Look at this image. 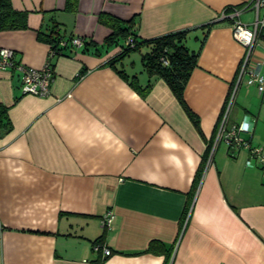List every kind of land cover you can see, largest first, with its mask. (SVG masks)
<instances>
[{
	"label": "crops",
	"instance_id": "0c3cea01",
	"mask_svg": "<svg viewBox=\"0 0 264 264\" xmlns=\"http://www.w3.org/2000/svg\"><path fill=\"white\" fill-rule=\"evenodd\" d=\"M253 1L78 0L67 10V0H11L28 26L0 31V49L25 65H45L50 46L37 33L55 23L65 38L90 43L52 58L44 96L24 93L19 72L0 69L11 123L0 128V264H264V169L250 150L264 153V96L246 83L249 73L238 84L245 48L231 21H218L236 6L253 24ZM101 14L133 20L146 39L190 31L189 48L200 53L184 98L198 126L164 80L143 95L117 69L142 86L145 70L127 55L108 62L122 40L105 42ZM251 59L264 76V31ZM246 119L249 147L219 135ZM108 211L114 221L104 227ZM100 235L109 256L94 249ZM151 242L159 253L147 251Z\"/></svg>",
	"mask_w": 264,
	"mask_h": 264
},
{
	"label": "trees",
	"instance_id": "16d2710c",
	"mask_svg": "<svg viewBox=\"0 0 264 264\" xmlns=\"http://www.w3.org/2000/svg\"><path fill=\"white\" fill-rule=\"evenodd\" d=\"M77 2L78 0H67V10H75ZM233 8H236V6H227L224 11H230ZM99 21L110 29V33L105 39L107 44H113L122 40L120 51L111 57L108 62L115 66V63L121 61L126 55L133 51H138L141 54L142 66L149 76V81L145 86H142L138 83L136 77H130L122 68L117 69L119 74L129 81L135 90L143 95L156 79L164 80L178 98L185 111L194 120L195 125L198 126V119L184 98L185 86L191 72L197 66L200 53V48L190 49L186 45L187 36L190 31H174L146 39L138 37L132 30L133 20L125 21L114 16L101 14ZM27 26V12L14 9L11 0H0V31L19 30ZM208 28L209 26L206 27L207 30ZM206 33L202 39V43L205 40ZM37 36L39 40L47 43L50 49L55 50L57 55L66 54V51L72 48L69 45L60 47L59 43L62 39H65V36L60 33L56 23L47 32L38 31ZM66 39H70V37ZM129 39L131 41L127 43ZM89 43L90 41L85 39L84 46ZM10 127L11 123L6 109L0 105V128L7 130ZM201 170L202 166L199 167L198 171L201 172ZM102 241L103 235H100L93 243L101 244ZM147 251L159 253L156 250V242H151ZM166 256H169V252H167Z\"/></svg>",
	"mask_w": 264,
	"mask_h": 264
},
{
	"label": "built area",
	"instance_id": "2783aa9c",
	"mask_svg": "<svg viewBox=\"0 0 264 264\" xmlns=\"http://www.w3.org/2000/svg\"><path fill=\"white\" fill-rule=\"evenodd\" d=\"M251 6L257 11L256 19L253 24L248 25L241 22L238 18L241 13V9L233 8L230 11H222L218 20L228 19L232 23V34L235 40L245 48V55L243 59V65L239 74L238 84L243 78L244 74L249 73V77L246 80L248 85H256L260 94L264 96V76L261 73V63L259 61H253L251 59L254 45L256 44L258 35L261 31H264V14L259 17L258 12L260 9H264V0H254ZM85 37L71 36L70 39H62L60 41V47L67 45L72 48L83 47L85 44ZM127 40V43L130 42ZM16 53L13 49L1 48L0 49V69H11L19 72L21 79V87L24 93L34 94L39 96L47 95L50 91V85L53 80V68L52 58L57 54L53 49H49V55L45 65L41 68H34L25 65L24 63L16 59ZM232 93L229 98V103L225 113V119L228 116L230 105L232 103ZM254 123L250 119H246L243 123L233 125L229 130L225 131L221 129L219 135L223 136L228 144H235L237 146L249 147L247 141L243 140L240 136L241 132L252 133ZM222 128V127H221ZM250 149V148H249ZM251 152L259 158L264 169V153L260 149L252 148ZM114 221V214L108 211L102 218V225L104 227H110ZM102 248L104 255L109 256L112 254L110 248L102 245L95 244L94 249L99 250Z\"/></svg>",
	"mask_w": 264,
	"mask_h": 264
},
{
	"label": "rangeland",
	"instance_id": "374dc122",
	"mask_svg": "<svg viewBox=\"0 0 264 264\" xmlns=\"http://www.w3.org/2000/svg\"><path fill=\"white\" fill-rule=\"evenodd\" d=\"M189 38L187 37V41H186V45L189 47L190 46V44H191V41L192 40H188ZM140 54H139V52L138 51H133V52H131L129 55H127L125 58H126V62L127 63H129V65H130V63L134 60L135 62H136V68H138V69H136V70H143L144 71V68H143V66H142V62H141V56H139ZM129 56V57H128ZM139 72V71H138ZM236 92L234 93V95H233V101H232V103H231V105H230V110L232 111V109L235 107V102L237 101V99H236ZM230 112V111H229Z\"/></svg>",
	"mask_w": 264,
	"mask_h": 264
},
{
	"label": "water",
	"instance_id": "95a60500",
	"mask_svg": "<svg viewBox=\"0 0 264 264\" xmlns=\"http://www.w3.org/2000/svg\"><path fill=\"white\" fill-rule=\"evenodd\" d=\"M219 21V20H218Z\"/></svg>",
	"mask_w": 264,
	"mask_h": 264
}]
</instances>
